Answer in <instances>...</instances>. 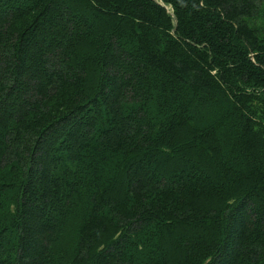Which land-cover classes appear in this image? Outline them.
Wrapping results in <instances>:
<instances>
[{
	"label": "trees",
	"instance_id": "16d2710c",
	"mask_svg": "<svg viewBox=\"0 0 264 264\" xmlns=\"http://www.w3.org/2000/svg\"><path fill=\"white\" fill-rule=\"evenodd\" d=\"M250 85L264 0H0V264H264Z\"/></svg>",
	"mask_w": 264,
	"mask_h": 264
},
{
	"label": "rangeland",
	"instance_id": "374dc122",
	"mask_svg": "<svg viewBox=\"0 0 264 264\" xmlns=\"http://www.w3.org/2000/svg\"><path fill=\"white\" fill-rule=\"evenodd\" d=\"M166 7L168 11L173 14L171 6ZM240 89H242L246 93V95H248L246 99L251 100L252 103L259 108V110L262 109V106H264V87L250 85L246 87H241Z\"/></svg>",
	"mask_w": 264,
	"mask_h": 264
}]
</instances>
